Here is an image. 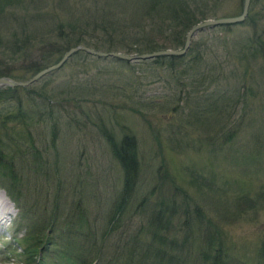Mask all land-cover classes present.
<instances>
[{
	"label": "rangeland",
	"instance_id": "1",
	"mask_svg": "<svg viewBox=\"0 0 264 264\" xmlns=\"http://www.w3.org/2000/svg\"><path fill=\"white\" fill-rule=\"evenodd\" d=\"M7 1L0 11V74L16 82L30 79L38 63L53 64L58 34L95 21L105 9L126 26L141 24L153 46L167 50L169 40L149 23L150 16L157 21L150 0ZM214 1L206 19L239 15V0ZM247 14L249 21L195 33L179 57L124 62L79 52L15 88V101L45 117L26 128L34 147L11 156L12 196L4 188L10 180L0 178L11 210L0 226V264L24 263L21 243L28 233L36 248L41 242L46 248L45 264H78L84 236L97 241L115 224L103 239L110 248L123 246L124 258L132 249L139 261L150 242L151 214L171 199V228L158 230L162 243L172 242L164 256L171 264H211L216 255L221 264H264V57L256 50L252 59L246 50L255 36L264 44V0H250ZM15 101L2 98L0 113ZM46 125L56 127L52 142ZM127 135L135 141L137 167L130 187L113 155ZM125 196L119 222L110 225ZM67 235L77 240L64 247Z\"/></svg>",
	"mask_w": 264,
	"mask_h": 264
},
{
	"label": "trees",
	"instance_id": "2",
	"mask_svg": "<svg viewBox=\"0 0 264 264\" xmlns=\"http://www.w3.org/2000/svg\"><path fill=\"white\" fill-rule=\"evenodd\" d=\"M161 0H150L152 2V6H150V14H154V17H156L157 21H153V17L150 16L149 23L155 24L153 25L154 33L156 36L159 37V35H163L166 39H168V43H166V49H178L183 46L184 42V36L186 32L195 24L204 21L209 12L210 9H208V5L210 7H214L216 5L214 0H167L169 1L168 5H161L159 4ZM242 2L243 0H239V7H237V13L236 15L241 13L242 9ZM215 3V4H214ZM9 3L7 0H0V11L3 9V6H8ZM146 6V4H144ZM154 6V7H153ZM152 7V8H151ZM94 6L92 7L93 10ZM88 11H85L86 14L89 13L90 9H87ZM213 10V9H212ZM161 11V12H160ZM120 14V13H119ZM248 15V14H247ZM235 16V15H234ZM149 18V17H148ZM247 21H249L250 16L248 15L246 17ZM93 22H88L83 20L79 25L80 28H76L75 26H68V33L61 37V33L58 34V42L55 52H57L56 58L53 60V64L56 63L59 58L70 48L76 47V46H83L86 48H89L91 50L95 51H101V52H120L123 54H145V53H151L158 50L165 49L164 46H153L152 40L147 36V34L144 33L141 24L138 26H133L132 24H129L126 26V24H123L120 20V17L118 16V13L115 11H108L103 10L100 17L96 16L94 17ZM251 20V19H250ZM166 22V23H165ZM87 29L89 32H87ZM78 30V31H76ZM129 32L131 35L129 36L127 34ZM137 35V37H135ZM139 37V38H138ZM60 38V39H59ZM246 50L251 52L250 57L252 59L256 58L254 51L259 50V55L261 57H264V44L261 42L260 38L258 36H255L252 40L248 41ZM165 45V44H164ZM82 53V52H80ZM85 54V53H82ZM87 55V54H86ZM162 58V57H161ZM43 61L48 59L46 57L45 59L42 58ZM159 59V58H158ZM45 65L38 63L36 67L33 69L30 75L35 74L36 72L44 69ZM11 75V74H10ZM5 76L4 74L0 77ZM11 78L15 79L14 76ZM19 81L23 80L22 77H18ZM15 88L9 89V88H3L0 89V100L3 99H11L15 101L14 95H15ZM26 90V89H25ZM236 89H234L232 92L236 93ZM215 93V92H214ZM229 93L227 95H224V97H229ZM43 97V95H41ZM215 96H218V93L215 94ZM220 101L222 100L219 97ZM19 100V101H18ZM45 100L48 102V99L45 98ZM45 101V102H46ZM17 102V103H16ZM24 102H27L25 100ZM16 105L11 107V111L0 113V130H5V132H1V138H0V150H4L6 148V152L0 151V178H5L10 181L9 186H4V188H7L8 196H12V194L9 192L12 191L11 189V183L13 182L12 177L8 174L9 172L13 171L12 163L13 159H11V156L13 152H24L27 149H32L34 147V144L31 140V138L26 133V128H29L30 124H36L38 121L41 122V124L44 123L42 120H44V113H41V111H38L32 109V107L26 103L24 105L20 99H17L15 101ZM47 105V104H46ZM48 107L53 108L54 106ZM15 108V109H14ZM17 108V109H16ZM17 110V112H16ZM16 112V113H15ZM54 112V111H53ZM52 110L49 108L48 112L46 113V117L50 119L52 117ZM40 116V117H39ZM50 130V136H51V142L52 139L55 136V126L52 125H46ZM11 134V135H9ZM233 133L229 134V138L233 137ZM104 137L107 139L108 143L112 145V141L110 140L109 134H103ZM2 140H5L2 143ZM16 142V143H15ZM24 142V144H23ZM119 149L117 152L113 151L114 157H116L117 161L119 162L124 175V183L126 184L129 181V187L134 182V178L136 176V161H135V155L133 154V149L135 146V141L132 137L124 136L119 141ZM10 144L17 145H23V149H13ZM9 149V150H8ZM8 150V151H7ZM9 152V153H8ZM32 164V160L30 162ZM174 190L177 188L174 186ZM20 193V189H17ZM175 194V192L173 193ZM129 196H125L123 203L115 210V216L112 217L109 220V224L111 225L113 222H119V217L121 216L123 212L124 205L126 206V203L128 201ZM156 204L154 205L155 208ZM167 206L168 208L164 207ZM158 212L156 210L151 214L149 221L152 222L153 228L150 229L149 225V232H150V242L148 244H143V253L140 252V260L138 261L139 257H136L135 254L131 253L134 252L132 249H129V253L124 258V247L116 244L113 248H110L108 244L105 242L103 237L105 236V239L107 236L110 235V233L117 229L119 226L114 225L113 228L109 230L108 229L102 231L101 238L97 237L99 240L94 241V237L91 236V233L84 236V244L77 248V250L82 253V258L79 259L78 264H82L84 260L87 259L85 264H91L95 263L101 259L104 261V264H145L142 262V257L144 256L146 258L147 264H171L169 258H164V256H169L170 253H168V250L166 249V246H171L172 242L169 240V242L159 240V234L158 230H165L167 229V232H169V229L171 228V217L174 215L176 209L174 204V199H171L170 202H167V204L159 205ZM184 212V211H183ZM183 212L181 215H183ZM185 214V213H184ZM110 217V216H109ZM50 228V226H49ZM39 229V228H37ZM48 230V229H46ZM158 239H157V238ZM165 239V236H162ZM66 243L63 245L64 247L69 246L71 242L74 240H77L76 237L73 235H67L66 237ZM161 238V239H163ZM29 239V240H28ZM28 239H23L21 246L24 245V248L22 250L23 255L25 257L23 264H35L36 258L40 257L41 262L45 264V249L44 245L41 242L38 248L35 247L33 240V237L31 234L28 233ZM93 239V240H91ZM129 243V242H128ZM137 243L131 245V248H135ZM104 249H107L108 253L105 254ZM112 252V253H111ZM167 254V255H165ZM216 254V252H215ZM214 254V255H215ZM134 255V259H132ZM49 256V255H48ZM55 257V256H54ZM136 258V259H135ZM218 255L213 257V261L211 264H221L220 261H218ZM156 261V262H155ZM166 262V263H163ZM218 262V263H215Z\"/></svg>",
	"mask_w": 264,
	"mask_h": 264
},
{
	"label": "water",
	"instance_id": "3",
	"mask_svg": "<svg viewBox=\"0 0 264 264\" xmlns=\"http://www.w3.org/2000/svg\"><path fill=\"white\" fill-rule=\"evenodd\" d=\"M248 2L249 0H243L242 10L241 13L238 16L235 17H227V18H218V19H212V20H205L202 22H199L192 26L185 34L184 36V42L183 46L179 50H158L151 53L146 54H139V55H128L123 54L119 52H99L95 50H91L86 47L82 46H76L73 48L68 49L60 58L59 60L40 71H38L35 75H33L29 80L24 82H16L14 80H11L9 78L1 77L0 78V88L8 87V88H14V87H26L30 85L32 82L40 79L41 77L45 76L46 74L53 72L57 69H59L72 55L83 52L89 56L96 57V58H112L118 61H124V62H138V61H148L153 60L159 57H179L182 56L187 48L189 47L190 40L192 36L207 28V27H218V26H229V25H236L243 22L247 15V8H248Z\"/></svg>",
	"mask_w": 264,
	"mask_h": 264
},
{
	"label": "bare ground",
	"instance_id": "4",
	"mask_svg": "<svg viewBox=\"0 0 264 264\" xmlns=\"http://www.w3.org/2000/svg\"><path fill=\"white\" fill-rule=\"evenodd\" d=\"M242 5H243V2H242ZM249 7H250V0H249V2H248V8H247V10L249 9ZM242 10V9H241ZM248 12V11H247ZM235 17V16H234ZM227 18V17H226ZM205 20H212V19H205ZM204 20V21H205ZM245 20V19H244ZM243 20V21H244ZM242 23V22H241ZM207 28H210V27H207ZM203 31V30H202ZM201 32V31H200ZM190 44V43H189ZM83 47V46H82ZM83 53V52H82ZM103 59V58H102ZM49 67V66H48ZM45 68H47V67H45ZM44 68V69H45ZM217 69V68H216ZM219 70V69H218ZM56 71V70H55ZM54 72V71H53ZM210 72V71H209ZM221 72V71H220ZM37 73V72H36ZM35 73V74H36ZM50 73H52V72H50ZM50 73H48V74H50ZM34 74V75H35ZM47 75V74H46ZM45 75V76H46ZM216 75V74H215ZM33 76V75H32ZM31 76V77H32ZM44 77V76H43ZM239 77V76H238ZM42 78V77H41ZM234 79V78H233ZM27 80H29V79H27ZM26 80V81H27ZM39 80V79H38ZM38 80H36V81H38ZM36 81H34V82H32L31 84H33V83H35ZM30 84V85H31ZM66 102H67V99H66ZM71 102V101H70ZM73 102V101H72ZM72 104V103H71ZM65 106V105H64ZM73 108V107H72ZM15 109V108H14ZM17 109V108H16ZM36 110V109H35ZM131 110V109H130ZM132 111V110H131ZM16 112H17V110H16ZM15 112V113H16ZM264 132V131H263ZM9 135H11V134H9ZM3 200L4 201H6V198H5V196H4V194L2 193V192H0V204L3 202ZM1 211H0V222L2 221V219L3 218H5V216L6 215H8L9 214V212H11V210H10V207H9V205H8V203L6 202L5 204L3 203L2 205H1ZM4 213V214H3ZM10 227V226H9ZM3 231V230H2ZM6 232V231H5ZM35 264H43V262H41V260H40V257H37L36 258V261H35Z\"/></svg>",
	"mask_w": 264,
	"mask_h": 264
}]
</instances>
